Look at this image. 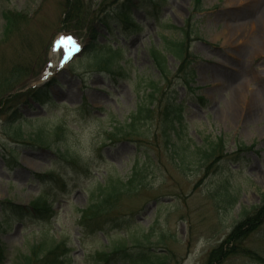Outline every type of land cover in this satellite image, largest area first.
Returning <instances> with one entry per match:
<instances>
[{
	"label": "rangeland",
	"instance_id": "1",
	"mask_svg": "<svg viewBox=\"0 0 264 264\" xmlns=\"http://www.w3.org/2000/svg\"><path fill=\"white\" fill-rule=\"evenodd\" d=\"M152 1L75 0L70 11L68 0H0V77H16L0 89L3 264H131L114 254L122 248L158 264H207L261 204L264 0ZM167 40L185 50L182 61L166 54L164 75L151 52ZM47 86L51 100L35 101ZM173 106L184 131L170 145ZM18 115L23 139L8 126ZM117 127L125 132L109 140ZM119 178V200L91 212ZM44 198L53 216L14 213ZM232 248L216 264H261L239 253L264 258V222Z\"/></svg>",
	"mask_w": 264,
	"mask_h": 264
},
{
	"label": "trees",
	"instance_id": "2",
	"mask_svg": "<svg viewBox=\"0 0 264 264\" xmlns=\"http://www.w3.org/2000/svg\"><path fill=\"white\" fill-rule=\"evenodd\" d=\"M75 0H68L67 2V6L71 5V9L72 10V4ZM153 2V1H152ZM159 2H163V0H154V4L156 5V7L161 6V3ZM132 1H128L126 3V5L128 6L127 9L125 11H122L121 13H125L129 11V8L132 6ZM74 20L76 19V17H73ZM73 18H71V14L68 15L67 17V21L68 23L70 22H75L73 20ZM71 19V20H70ZM66 21V22H67ZM65 22V23H66ZM122 23L126 24V25H132L133 24V20H132V16L131 15H127V17L123 18ZM74 24V23H73ZM139 27H134L133 32H139ZM184 42L183 41H170L167 40V51H162L160 49H153L151 52L152 58L154 59V62L156 65L159 66V69L162 71V73L165 75L168 72V68H166L167 65V57L166 54L168 52L173 53L178 60L182 61L184 59L183 57V51L184 49ZM120 52H114L112 57H110L108 60H112L113 57H120ZM106 62V66L105 69L109 71V68L107 65H109V62ZM113 74L116 75H121V76H125V73L123 71L120 72H111ZM4 78V79H2ZM14 79L16 80V77L13 76H5V77H0V89L2 88V86H4L6 84V82L9 79ZM49 86L47 87H42L39 88L38 90L34 91L35 93L32 95L33 99L37 102H41L43 103L45 100L46 101H50L51 100V95H49ZM151 98H154V95H151ZM171 109L175 110V115L176 117L173 119L176 123H171L169 124L166 129H165V136L167 139V143L171 145V141H172V137L171 134H173V132H183L184 128H183V124L184 122H182L183 119V111L182 108L180 106H177V109H174V106L171 107ZM149 108L144 110L143 108L139 109V114L144 115V113L146 114V116L149 115ZM18 113V112H17ZM17 113L14 114V116H17ZM20 120L19 115L18 118L13 117V120L8 123V126H11L13 130L16 131L15 135L16 137L19 139H23V132L20 129L19 125H18V121ZM18 125V126H17ZM17 126V127H16ZM129 128H131V125H128ZM127 127V128H128ZM183 129V130H182ZM125 132V129H122L120 127L117 128H113V131L109 132L107 136H109V140L113 141L114 139H117L118 136L123 135V133ZM35 141L37 142L38 145H40L41 143L44 142V139L42 137V135L37 134V136L33 138ZM143 157L146 158L145 154L142 155ZM62 159V158H61ZM137 167V166H136ZM138 169V168H136ZM142 173V170H140V172H138L137 174L130 176V178L132 179L130 185H135V177L136 176H140ZM129 185V186H130ZM127 187V183H125L124 181H122V179L119 178V180L114 181L112 179L109 180L108 185L104 186L101 188L102 191V196L104 197V195H106V197L101 201V205H99V207H93L90 211L95 213V214H100L103 215L101 213H104L107 211V205L111 204L113 201L117 202V200H119L120 195L122 193H124ZM109 191V193H108ZM11 204V203H9ZM32 209H22V210H14V213L23 218L24 215H31L34 216L36 214H44V212L47 213V217H51L53 216V211L51 206H48V201L44 198L42 200H38L37 203L34 204V207H31ZM42 211V212H40ZM95 217H89V219H94ZM264 222V198L261 201V204L259 205L258 208H255V210L247 216V218H245L244 220L241 221V223L237 224L234 227V230L230 233V235L225 239L224 242L220 243V245L216 248H214L213 250H211L212 252L210 253L209 259L207 264H216V263H221L228 255H231V253H235L236 250H233V248L231 249V247H233L234 245L239 246V244L242 243V241L245 240V238L247 236H251L252 233L257 230L259 227H261L262 223ZM56 249H54V251H52L51 253H54ZM6 247L3 243L0 242V264H3V260L6 257ZM121 254L124 256V259H126V262H130L131 264H158L157 261L153 260V257L148 256V255H144V256H139V257H134V254H131V251L127 250V249H119L116 250V252L114 254ZM237 254V252H236ZM239 254H243L245 256H247L249 259H251L252 261L254 260L257 263H261L264 264V258H262V255H259V253L254 252V250H248L246 251V253L244 252H240ZM138 258V261L137 259ZM26 260L28 261V257H26Z\"/></svg>",
	"mask_w": 264,
	"mask_h": 264
},
{
	"label": "bare ground",
	"instance_id": "3",
	"mask_svg": "<svg viewBox=\"0 0 264 264\" xmlns=\"http://www.w3.org/2000/svg\"><path fill=\"white\" fill-rule=\"evenodd\" d=\"M234 105H236V101H235Z\"/></svg>",
	"mask_w": 264,
	"mask_h": 264
},
{
	"label": "snow or ice",
	"instance_id": "4",
	"mask_svg": "<svg viewBox=\"0 0 264 264\" xmlns=\"http://www.w3.org/2000/svg\"><path fill=\"white\" fill-rule=\"evenodd\" d=\"M70 39V38H69Z\"/></svg>",
	"mask_w": 264,
	"mask_h": 264
}]
</instances>
